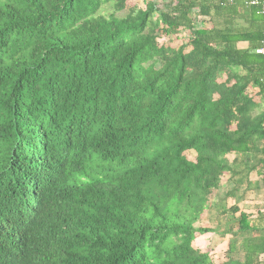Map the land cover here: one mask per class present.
I'll return each instance as SVG.
<instances>
[{
  "label": "trees",
  "instance_id": "1",
  "mask_svg": "<svg viewBox=\"0 0 264 264\" xmlns=\"http://www.w3.org/2000/svg\"><path fill=\"white\" fill-rule=\"evenodd\" d=\"M129 1L0 0V264H264V212L225 204L264 175L262 14L203 29L198 0Z\"/></svg>",
  "mask_w": 264,
  "mask_h": 264
},
{
  "label": "crops",
  "instance_id": "2",
  "mask_svg": "<svg viewBox=\"0 0 264 264\" xmlns=\"http://www.w3.org/2000/svg\"><path fill=\"white\" fill-rule=\"evenodd\" d=\"M200 1L202 5V15L201 17H198L196 14L198 13L199 8L195 7L192 9V16L194 17V27L198 26L203 29H210L212 27L220 28V29H238L240 31L249 30L253 28V21L251 20V17L243 12V11H235V9H230V12H226L223 8H230L235 7L236 5L231 2H236V0H198ZM238 4L244 2L245 0H237ZM218 11H216V8ZM241 6V5H240ZM264 23V21H263ZM264 26V25H263ZM198 28V27H196ZM235 46L239 49H247L249 46V41L247 38L238 39V41L235 43ZM248 93L250 96H252L253 100L258 102V89L254 86H250L248 88ZM262 109V106H260ZM264 127V122H263ZM254 176V177H252ZM264 178V175L262 174V169L259 171H252L249 174V180H250V190L253 189L258 191L261 190L264 184H262V180ZM248 191V192H249ZM243 197H246L243 195Z\"/></svg>",
  "mask_w": 264,
  "mask_h": 264
},
{
  "label": "rangeland",
  "instance_id": "3",
  "mask_svg": "<svg viewBox=\"0 0 264 264\" xmlns=\"http://www.w3.org/2000/svg\"><path fill=\"white\" fill-rule=\"evenodd\" d=\"M147 1H151L154 4L158 3H165L167 0H130L129 4H135L139 8H144L145 3ZM111 9L108 7V5L103 6L100 13L106 14L110 12ZM155 18V16H153ZM196 27H199L198 24ZM188 35V31H180L178 36H176V39L174 36L170 38L168 41L169 44L172 46L173 44L181 43L182 40H185ZM159 43H165L167 41L162 38H158ZM190 156L193 155V153L189 154ZM231 160V157H228ZM254 177V176H252ZM264 180V178L262 179ZM220 190H219V196H223L224 193L227 191L228 186L225 184L226 178H222L220 181ZM262 184L264 182L262 181ZM246 197H239L237 200L235 198H228L225 201V204L229 207L234 202L238 205L239 209L247 214H250L252 216L256 215V212L262 211L264 212V186L261 190H252L244 194ZM238 196H241L240 194ZM197 242V243H196ZM196 246H198L202 251L208 252L211 260L214 262H222L225 260L226 257V239H221L219 236L213 234V233H206L203 235H198L196 238ZM198 244V245H197ZM263 259V256H261V260Z\"/></svg>",
  "mask_w": 264,
  "mask_h": 264
},
{
  "label": "built area",
  "instance_id": "4",
  "mask_svg": "<svg viewBox=\"0 0 264 264\" xmlns=\"http://www.w3.org/2000/svg\"><path fill=\"white\" fill-rule=\"evenodd\" d=\"M244 2L247 6L256 7L258 9V13L262 14L264 18V0H245ZM260 43V47L256 48L255 52L259 54H264V28Z\"/></svg>",
  "mask_w": 264,
  "mask_h": 264
},
{
  "label": "clouds",
  "instance_id": "5",
  "mask_svg": "<svg viewBox=\"0 0 264 264\" xmlns=\"http://www.w3.org/2000/svg\"><path fill=\"white\" fill-rule=\"evenodd\" d=\"M32 208H28V209H26L24 211V213H23L24 217H22V222L23 223H28V222H30V221H32L34 219L35 213L37 212L38 207L37 206H33Z\"/></svg>",
  "mask_w": 264,
  "mask_h": 264
}]
</instances>
